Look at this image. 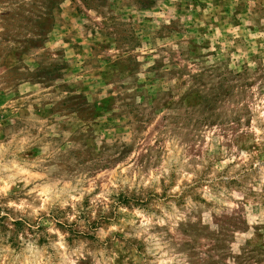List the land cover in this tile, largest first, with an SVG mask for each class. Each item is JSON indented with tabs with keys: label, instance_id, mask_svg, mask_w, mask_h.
Returning <instances> with one entry per match:
<instances>
[{
	"label": "rangeland",
	"instance_id": "374dc122",
	"mask_svg": "<svg viewBox=\"0 0 264 264\" xmlns=\"http://www.w3.org/2000/svg\"><path fill=\"white\" fill-rule=\"evenodd\" d=\"M0 264H264V0H0Z\"/></svg>",
	"mask_w": 264,
	"mask_h": 264
}]
</instances>
